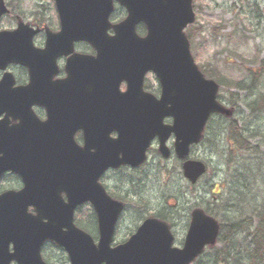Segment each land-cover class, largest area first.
Masks as SVG:
<instances>
[{
  "label": "water",
  "instance_id": "1",
  "mask_svg": "<svg viewBox=\"0 0 264 264\" xmlns=\"http://www.w3.org/2000/svg\"><path fill=\"white\" fill-rule=\"evenodd\" d=\"M56 1L62 32L49 36L45 52L33 48L35 32L28 27L0 34V70L19 63L31 74L30 87L16 93L7 91V80L0 83V117L6 112L18 118L11 111L23 114L20 125L12 128L7 119L0 121V178L12 171L25 184L22 192L0 197V264H44L40 252L47 241L65 249L72 264L194 263L206 247L217 242L215 220L195 212L183 249L173 247L168 225L157 220L146 221L128 243L112 249L123 207L111 201L98 183L110 167L144 163L155 138H159L160 153L168 159L171 153L166 144L175 135V152L179 159H186L191 146L202 140L210 117L230 115L217 103L218 85L204 78L191 55L184 31L195 22L193 1ZM114 2L126 8L129 16L115 27V37H110ZM5 14L1 1L0 20ZM140 23L148 28L145 39L135 32ZM84 41L97 51L96 57L74 56L68 62V79L53 83L57 58L70 55L74 43ZM149 72L160 80L161 100L143 93ZM123 82L128 84L125 94L120 92ZM63 95L69 100L62 99ZM17 96L23 107L7 108L17 104ZM35 104L47 107L50 121L46 124L33 116ZM59 104L73 122L60 123ZM166 118L173 119L172 126L164 124ZM79 129L85 132L84 151L73 141ZM113 131L119 138L110 141ZM69 159L78 162L67 164ZM183 170L196 184L206 166L187 161ZM62 193L68 203L61 199ZM86 202L98 216V245L74 225L75 210ZM30 208L36 216L29 214Z\"/></svg>",
  "mask_w": 264,
  "mask_h": 264
},
{
  "label": "rangeland",
  "instance_id": "2",
  "mask_svg": "<svg viewBox=\"0 0 264 264\" xmlns=\"http://www.w3.org/2000/svg\"><path fill=\"white\" fill-rule=\"evenodd\" d=\"M10 1L18 3L23 15L17 14L18 16L3 20L0 30L14 29L17 21L21 20L33 23L31 13L41 9L40 4L47 2ZM193 2L196 23L190 36L196 65L223 86L219 92L220 101L240 126L246 125L253 130L259 127L264 131V119H248L250 111L246 103L252 99L248 96L256 95L257 92L241 90L251 81L248 72L257 70L264 63V0ZM49 10L51 9L45 11L46 21L55 26L54 15ZM122 13L123 11L119 10L117 15L121 17ZM19 18L21 20H18ZM151 80L156 84L154 79ZM259 81L263 83L264 78H259ZM232 94L238 96L232 99ZM225 121L214 117L208 127L205 141L192 151L191 158L204 162L208 167L206 176L196 187L189 185L184 179L182 163L176 157L165 161L160 156L157 144L150 150L149 159L141 169L112 172L107 176L105 184L110 192L126 203L127 207L119 223L116 243L126 241L144 219L162 215L172 225L175 245L182 247L192 213L195 210L204 211L212 191L217 192L219 186L227 179L231 146L226 139L228 123ZM252 142L256 145L261 142V138ZM169 146L172 149L173 143ZM77 223L84 229L87 228L93 237H97L96 219L90 206L80 210ZM243 240V237H240V242ZM220 244L216 248H220ZM56 258L52 264H67L66 256L61 251L57 252ZM205 262H208V259L205 258Z\"/></svg>",
  "mask_w": 264,
  "mask_h": 264
},
{
  "label": "trees",
  "instance_id": "3",
  "mask_svg": "<svg viewBox=\"0 0 264 264\" xmlns=\"http://www.w3.org/2000/svg\"><path fill=\"white\" fill-rule=\"evenodd\" d=\"M248 75L251 81L241 90L257 92L248 96L252 98L246 103L248 119L261 121L264 82L259 78H264V63ZM237 96L231 95L232 99ZM220 118L228 123L226 139L231 146L227 179L217 192L212 191L205 212L220 222L221 244L220 248L209 249L196 264H264V131L240 126L234 118ZM256 138H261V142L254 145Z\"/></svg>",
  "mask_w": 264,
  "mask_h": 264
},
{
  "label": "flooded vegetation",
  "instance_id": "4",
  "mask_svg": "<svg viewBox=\"0 0 264 264\" xmlns=\"http://www.w3.org/2000/svg\"><path fill=\"white\" fill-rule=\"evenodd\" d=\"M1 1V0H0ZM40 1H47L46 4H40L41 9H37V11L31 13L33 16V23H26L29 25L34 31H37L34 38V45L37 50H45L47 46V38L48 33H51L53 35H58L61 31L60 21L56 9L55 2L53 0H40ZM4 4L6 5V8L8 9V14L3 18V20L8 19L9 17H14L15 15L19 14L20 16L23 15L22 11L20 12V7L18 8V3L16 1L11 2L10 0H3ZM47 5V6H46ZM48 9L53 15L56 25L54 26L51 24V22H47L45 15ZM22 10V9H21ZM121 17L117 15V12L114 13L111 17L112 24H119L126 18V11L124 9ZM18 16V15H17ZM2 20V21H3ZM18 20H21L20 18ZM23 20L17 21V24L15 25L14 29L7 30V29H1L2 31H14L16 30L20 23H22ZM53 22V17H52ZM25 23V22H24ZM0 30V31H1ZM137 34L144 38L147 35V28L145 25L140 24L136 28ZM112 34V31H111ZM74 52L80 55H89L94 54V50L91 48V46L88 43L82 42L75 44ZM71 57V56H70ZM70 57L62 56L56 60V66H57V73L55 77H53V81H62L67 78L66 73V67L67 63ZM152 75H149L144 80L143 90L146 94H151L156 97L160 95V86L158 85L157 79L154 77H150ZM4 79L7 80V91H11V93H16V91H21L25 88H27L31 83L30 78V72L28 68L19 65V64H10L7 66V68L4 71H0V82ZM151 79H154L156 84L152 82ZM11 84V85H10ZM157 85V87H156ZM125 87H122V91H125ZM62 99L65 101H68V97L62 96ZM24 103L22 99L17 96V104L12 103L10 105H6L7 108H13L14 110H20L23 107ZM16 107V108H15ZM63 104L58 105L59 109V121L61 124H68V122H73V120L70 118L67 109L64 108ZM36 118L40 120L41 122H46L49 119V113L48 110L41 105H34L31 109ZM21 112L17 113L18 119H14V117L9 116L7 113H4V119L7 118L9 120L10 126L13 127L15 125H18L20 123L19 116H21ZM74 141L77 146L83 148L84 147V134L82 131H77L74 135ZM71 160H68L66 163H70ZM54 164H58L57 161L53 162ZM61 164H65L61 163ZM66 165H64L65 167ZM130 170V169H129ZM112 173L108 172L106 173L104 180H102V183L104 187L106 188L108 194L113 197L114 199H117L109 190V187L107 184H105L107 176ZM24 188L23 180L16 175L15 173H6L2 177L0 181V195L4 194L7 191H21ZM63 198L66 200V197L63 196ZM55 252L56 248L51 243H47L43 248V256L46 260L50 261L53 258H55ZM16 264V263H11Z\"/></svg>",
  "mask_w": 264,
  "mask_h": 264
}]
</instances>
